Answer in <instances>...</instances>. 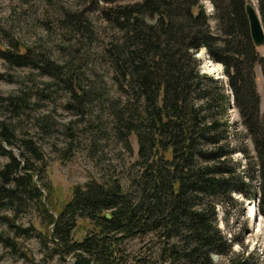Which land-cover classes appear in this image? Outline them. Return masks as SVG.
<instances>
[{"label":"trees","instance_id":"16d2710c","mask_svg":"<svg viewBox=\"0 0 264 264\" xmlns=\"http://www.w3.org/2000/svg\"><path fill=\"white\" fill-rule=\"evenodd\" d=\"M204 1L77 0L83 6L79 14L61 13L59 23L68 30L69 42L88 55L98 46L99 35L89 17L97 10L109 37L93 57L110 71L111 97L102 80L83 88L71 64L65 70L39 58V67L29 49L21 52L23 47L9 32L0 30V60L8 68L51 78L46 88L57 81L66 85V108L77 116L88 113L92 98L102 99L110 134L129 153L131 137L137 146L127 187L117 179L91 181L74 187L57 207L51 201L52 189L39 185L28 158L40 160V150L24 140L18 147L14 127L0 124V157L7 159L0 167V247L18 254V238H35L49 259H69L71 264H215L213 255L225 258V264H250L245 252L232 253L219 231L217 208L231 203L233 194L251 198L248 189L257 179L259 214L264 217V113L254 78L255 67L264 69V61L250 37L248 0H207L212 16ZM257 9L264 25V0H257ZM201 51L222 66L233 107L253 146L255 162L244 172L233 154L253 157L245 146L233 143L237 137L228 120L230 95L225 83L201 74ZM28 94L8 98L10 110L27 109ZM50 95L37 96L45 100ZM101 125L93 130L101 134L106 124ZM30 210L37 213L43 231L16 223ZM78 220L87 221L90 229L75 240ZM147 236L156 240L155 255L150 247L147 256L140 249L129 257L126 244Z\"/></svg>","mask_w":264,"mask_h":264},{"label":"rangeland","instance_id":"374dc122","mask_svg":"<svg viewBox=\"0 0 264 264\" xmlns=\"http://www.w3.org/2000/svg\"><path fill=\"white\" fill-rule=\"evenodd\" d=\"M248 3H251L258 11L257 0H248ZM204 5L207 15L212 16L213 7L210 2L205 0ZM82 9L83 6L77 0H0V30L9 32L14 42L18 43L20 48L23 47L21 52L24 48L29 49L34 59L38 61L39 67L42 64L39 58L47 60L56 67H66L71 64L74 73H79L78 80L83 88L98 84L102 80L106 85V91L110 92L108 95L114 96L107 65L100 59L94 60L93 57L102 52L101 43L107 41L109 37L105 33L107 30L103 31L104 24L97 10L89 17L93 19L95 32L99 35L96 43L98 46L88 55H84L86 52L84 49L79 50V46L69 42L68 30L63 29L59 23L63 11L79 14ZM4 49H9L6 44H4ZM257 51L264 61V47ZM201 52L197 56L201 63V74L215 80L221 79V82L226 83L227 78L225 75L223 78L224 71L220 64L216 63L222 68L217 66L218 76L214 74V71H210L211 69H204V64H211V62L205 61V53ZM68 68L70 67H66L65 70ZM0 75L3 76L0 79V124H6L9 128L14 127L18 147L21 145L20 141L24 140L34 144L40 150V160L29 156L28 158L36 171L39 185H46L52 189L51 201L55 206L58 207L68 200L74 187L85 186L91 181L105 183L110 179H117L121 185L127 187L132 165L136 160V142L131 137L132 153H129L122 147L120 141L110 134L112 129L108 125L107 112L102 113L106 110L102 99L97 102L92 98L91 105L85 109L88 113L84 116H77L76 112L66 108L70 93L64 89L66 85H62L61 82L57 81L52 87L46 88L45 85L52 82L51 78L40 77L34 70L8 68L7 64L1 60ZM254 78L256 92L260 99V112L263 114L264 69L259 65L254 69ZM225 86L232 104L228 120L232 124V133L237 137L233 139V143L237 147L245 146L249 156L253 157L244 158V154L240 152L233 154V161L239 162L240 170L244 172L249 163L255 162V152L247 130L242 124L239 111L233 107L232 92L228 84ZM22 93L31 95L28 108L22 107L16 112L11 111L6 100ZM41 93L51 94L50 99L42 100L37 96ZM101 109H103L102 112ZM102 123L106 124V128L99 134L93 129L103 128ZM46 125H51L50 131L46 130ZM67 131L72 132L76 140L69 138ZM6 163L7 159L0 157V167ZM245 182L248 183V180ZM257 184V179H254L251 183L252 187L248 189V194L255 191ZM232 198L231 203H223L217 208L218 229L230 243L233 254L245 252V257L250 264H264V217L260 215L263 224L254 222L253 226L256 228L249 229V223L244 215L245 207H241L244 206L241 195L233 194ZM7 213L11 215V212ZM16 223L23 227L34 226L38 231L44 230L40 228L37 213L32 210ZM76 225L73 238L80 240L90 228L88 222L84 220H78ZM253 229H256L254 234H252ZM249 234H252L251 237ZM16 241L18 254L0 247V264H71L69 259L64 262L57 258L49 259V252L35 238H18ZM155 241L153 236H147L144 240L128 242L125 251L129 257H133L139 253L140 249H144L147 256V250L151 247L149 253L155 255V248L153 249ZM212 260L215 264L226 263L225 258L217 255H213Z\"/></svg>","mask_w":264,"mask_h":264},{"label":"bare ground","instance_id":"6f19581e","mask_svg":"<svg viewBox=\"0 0 264 264\" xmlns=\"http://www.w3.org/2000/svg\"><path fill=\"white\" fill-rule=\"evenodd\" d=\"M204 52V51H203ZM203 52H201V53H203ZM205 53V52H204ZM203 53V54H204ZM199 56V55H198ZM204 56H206V54H204ZM199 58V57H198ZM205 61H210L209 59H208V57H206L205 58ZM211 62V61H210ZM218 65H216L215 63H213V62H211V64L210 63H206V64H204V69L206 68V69H211L210 71H214V74L216 75V76H218L219 75V72H218V70H216V69H218V67H220V66H218ZM221 68V67H220ZM222 69V68H221ZM222 76H223V78H225V76L222 74ZM222 78V79H223ZM217 80H221V79H217ZM256 186H258V184L256 185ZM255 186V191H253L252 192V194H253V196H251V198H250V196H247V197H244L243 195H241L242 196V204L244 205V206H241L242 208L243 207H245V209H244V215H245V219L248 221V223H249V229H251L252 230V228H256V227H254L253 225H254V222L256 223V224H260L259 222H261V224H263L262 223V221H261V216H260V214H259V203H260V194H259V190H258V187H256ZM257 189V190H256ZM237 195V194H236ZM239 195V194H238ZM257 195V196H256ZM258 198V199H257ZM236 200V199H235ZM239 216H240V214H239ZM254 230H256V229H253V231H252V234H254L253 232H254ZM252 234H249V236L251 237V235ZM257 248H261L260 246H257ZM262 249H263V247H262ZM263 252V251H262Z\"/></svg>","mask_w":264,"mask_h":264},{"label":"water","instance_id":"95a60500","mask_svg":"<svg viewBox=\"0 0 264 264\" xmlns=\"http://www.w3.org/2000/svg\"><path fill=\"white\" fill-rule=\"evenodd\" d=\"M245 15L247 17L250 37L254 47L256 49L264 47V26L262 24L258 11H256L255 7L251 3H247L245 5ZM226 84L227 82L225 83V85Z\"/></svg>","mask_w":264,"mask_h":264}]
</instances>
